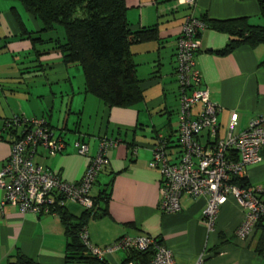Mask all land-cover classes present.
I'll return each mask as SVG.
<instances>
[{
  "label": "crops",
  "instance_id": "1",
  "mask_svg": "<svg viewBox=\"0 0 264 264\" xmlns=\"http://www.w3.org/2000/svg\"><path fill=\"white\" fill-rule=\"evenodd\" d=\"M1 4L8 3L0 1ZM124 4L131 29L157 28L156 40L136 43L130 49L141 80V103L128 108L108 107L85 94L80 67L64 65L55 43L34 41L54 37L36 35L41 26L29 14L35 27L26 24L18 6L11 2L9 10L4 11L6 25L0 17V119L13 115L47 119L54 132H61L55 135L62 136L66 147L54 156L39 149L35 163L70 183L83 176L97 152L99 139L120 140L117 147L107 152V164L90 192L92 197H98L100 214L89 217L86 223L92 244L105 246L121 236H151L164 242L176 264H196L199 259L200 264H264V250L260 253L256 248L264 222L257 224L248 236L238 237L236 229L244 213L233 197L220 206L212 226L202 219L206 205L203 198L183 197L181 211L162 213L161 175L149 167L158 138L166 141L170 162H175L179 154L175 52L186 18H245L249 24L261 25L257 0H195L191 8L180 0H124ZM228 41L226 33L207 28L200 35V50L195 54L200 88L207 90L210 102L220 108L218 139L228 133L237 135L253 120L264 117V45L241 46L218 54ZM55 95H59L60 108L54 123ZM200 110L199 104L193 114ZM78 139L87 145V156L79 155L74 147ZM199 141L205 142V132ZM9 142L8 136L0 140V171L9 155ZM259 158L244 168L251 188L264 187V145ZM2 199L0 190V264H19L18 253L36 264H63L66 239L59 217L23 214L16 206L1 205ZM65 209L74 218L86 211L73 203H66ZM126 256L127 251L121 249L107 255L106 260L108 264H122Z\"/></svg>",
  "mask_w": 264,
  "mask_h": 264
},
{
  "label": "built area",
  "instance_id": "2",
  "mask_svg": "<svg viewBox=\"0 0 264 264\" xmlns=\"http://www.w3.org/2000/svg\"><path fill=\"white\" fill-rule=\"evenodd\" d=\"M191 8L195 0H180ZM207 29L205 21L188 16L177 38L175 52L176 78L179 92L177 141L178 158L170 162L168 145L162 138L153 147L149 167L161 175L159 210L165 214L181 211V199L203 198L206 205L202 219L212 226L218 211L228 197H233L243 209L244 217L236 235L244 238L264 220V188H238L230 184L233 177H244V168L260 161L259 150L264 145V117L253 120L248 128L218 139L217 115L220 108L209 100L207 90L200 88L201 75L196 67L195 54L200 50V35ZM201 105L195 115L193 109ZM205 132V142L199 136ZM9 137L10 151L0 171L1 205L16 206L21 213L56 215V208L76 203L92 210L90 192L97 176L107 164L106 154L120 143L118 139L101 138L96 154L76 183L63 180L58 174L35 163L39 149L49 156L61 153L66 143L56 136L45 118H25L13 115L0 119V140ZM74 147L81 156L88 155V147L79 139ZM83 243L93 256L106 259L117 250L152 251L146 263L129 260L123 264H176L172 251L160 238L151 236H121L111 244L97 246L88 240L86 228L80 233ZM200 264V259L196 262Z\"/></svg>",
  "mask_w": 264,
  "mask_h": 264
},
{
  "label": "trees",
  "instance_id": "3",
  "mask_svg": "<svg viewBox=\"0 0 264 264\" xmlns=\"http://www.w3.org/2000/svg\"><path fill=\"white\" fill-rule=\"evenodd\" d=\"M13 1L20 2L26 14L40 22V33L55 31L57 27L62 28L61 38L54 37L44 41L39 37L34 41L55 43L64 65L80 67L85 94L94 96L108 107L128 108L143 101L141 80L137 77L130 49L136 43L156 40L157 28L131 29L126 18L124 0ZM257 2L263 21L261 25L249 24L245 18L229 21L201 19L206 22L207 28L216 29L229 36L228 44L218 51V54L230 53L241 46L255 48L264 45V0ZM17 21L22 24L19 17ZM261 66L264 67V62ZM230 184L242 189L251 188L245 177H233ZM92 199L93 209L86 210L79 218L68 214L66 203L56 208V215L65 230L63 264H108L106 259L93 256L80 237L89 217L100 215L98 197ZM263 222L261 219L257 224L263 225ZM256 248L260 253L264 250V228ZM151 255L150 250H128L123 263L129 260L146 263ZM16 261L19 264H36L20 253L17 254Z\"/></svg>",
  "mask_w": 264,
  "mask_h": 264
},
{
  "label": "rangeland",
  "instance_id": "4",
  "mask_svg": "<svg viewBox=\"0 0 264 264\" xmlns=\"http://www.w3.org/2000/svg\"><path fill=\"white\" fill-rule=\"evenodd\" d=\"M0 1H3L4 3H8V4H1L0 5V15H1L0 17H1L2 24H4V25L7 24L6 23V20H5V17H4V11L6 9L9 10V8H10L9 3L14 2L16 4V6H18L19 11H21L22 14L21 13L20 14L22 16V19L26 22V24H28V25L32 24V26L35 27L34 23H37V25H39V27H40V22L39 21H35L33 23V21H31V19L28 18L27 14L24 11V9H23L22 5L20 4V2L13 1V0H0ZM5 28H6V26H5ZM7 30H8V28H7ZM36 35L43 36V38H48L49 36H52V35H53L52 37H59V38H61V37H63V30H62L61 27H57V29L55 31L47 32V33L46 32H41V33H37ZM55 97H56L57 100H55V103H54L53 109H52V111H53L52 120H53L54 123H55V120H56V117H57V113H58L59 108H60L59 107L60 106V103H59V98H58L59 95H55ZM49 102H51V99L50 98H49ZM89 110L92 111V112H94L95 109L93 107H90ZM58 115H59V113H58ZM46 116L47 117L50 116V112L49 111L47 112V115ZM59 133H61V132L55 130V134H59ZM79 140L81 142H84L81 139H79ZM73 204H76V203H73Z\"/></svg>",
  "mask_w": 264,
  "mask_h": 264
}]
</instances>
